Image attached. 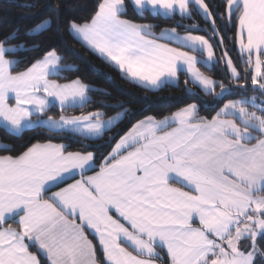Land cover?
<instances>
[{"label":"snow or ice","instance_id":"obj_1","mask_svg":"<svg viewBox=\"0 0 264 264\" xmlns=\"http://www.w3.org/2000/svg\"><path fill=\"white\" fill-rule=\"evenodd\" d=\"M129 6L137 15L198 16L208 27L181 23L157 36L153 25L128 18ZM50 27L45 20L23 35ZM67 31L142 89L178 86L183 73L185 85L217 104L239 99L207 117L191 103L163 119L132 123L127 109L105 118L83 109L108 94L64 76L79 69L57 47L13 45L19 30L5 36L0 126L13 136L52 135L19 150L0 143V264H264V100L247 95L264 97V0H96L90 17L69 20ZM227 31L235 58L224 47ZM30 52L37 55L25 61ZM221 63L220 81L201 71ZM57 106L58 118L48 115ZM75 109L81 114H64ZM113 129L100 155L54 142L69 134L102 140Z\"/></svg>","mask_w":264,"mask_h":264},{"label":"trees","instance_id":"obj_2","mask_svg":"<svg viewBox=\"0 0 264 264\" xmlns=\"http://www.w3.org/2000/svg\"><path fill=\"white\" fill-rule=\"evenodd\" d=\"M95 2L96 0H0V40L10 33L19 30L21 39L13 41V45L26 43V46L31 48L34 44L41 41L45 45L49 43L53 44V46L57 47L59 53L65 57V64H74L79 69L76 72H65L64 76L69 80L79 76L84 83L95 89H103L108 94H94L93 100L95 103L83 109V112H88L98 108L100 111L106 113L105 118L124 112L127 109L132 123L147 115L163 119L165 116L171 115L173 112L191 103H197L200 107V115L207 117L214 115L218 107L222 106L224 102L239 99V96H227L220 104H217L214 95H206L198 86L192 83L185 85L184 81L186 77L183 73L180 74L178 86H166L162 90L155 92L142 89L130 83L114 67L109 66L107 62L81 46L80 43H77L67 31V22L69 20L74 18L86 20L90 17ZM208 2L210 5H216L220 3V0H208ZM127 15L128 18L135 20L137 23L153 25L152 31L155 34L164 28H176L181 23L184 25L198 23L201 28L208 27L205 21L198 16L193 17L192 20H182L179 15L169 19L146 11L141 14L143 16L141 18V15H137L131 6H129ZM45 20L51 21L49 30L43 31L41 35H37L34 38L23 35L25 31L34 29ZM57 28H59V32L56 31ZM177 30L180 33H184L182 28H177ZM197 34L206 35L204 32ZM207 35H210V33ZM232 36L233 32L227 31V35L224 38V47L229 50L233 49ZM48 37H53V40L49 41ZM212 43L215 45L214 51L219 58L222 48L216 40H213ZM230 54L233 58L237 56L235 50H232ZM35 55L37 54L30 52L24 59L25 61L30 60ZM12 58L17 59L19 57ZM23 67L24 64L22 63L18 70H22ZM201 71L217 81L224 79L226 75L223 63L214 66L212 70L201 66ZM60 82L65 81L61 80ZM189 89H191V92H189ZM215 91L219 92V89L217 88ZM247 95L248 97L256 96L258 102L260 99L264 100V97H261L259 92L249 91ZM120 104L123 107H116V105ZM104 105L107 106L105 107ZM60 114L58 107H54L48 113V115L54 118H58ZM64 114L67 116H77L81 114V110H68ZM123 124H128V119H125ZM123 124L120 127H123ZM115 130L113 129L105 133L102 140H88L76 134H69L66 138L56 136L54 142L68 145L69 151L85 150L84 146L88 145L87 151L100 155L101 153L110 151V149L99 147L97 150V146L105 144ZM51 135V133H48L44 129H35L25 130L20 136H13L6 133L3 127L0 126V143L14 145L18 150L30 141L33 143L37 140L42 141L45 137Z\"/></svg>","mask_w":264,"mask_h":264},{"label":"rangeland","instance_id":"obj_3","mask_svg":"<svg viewBox=\"0 0 264 264\" xmlns=\"http://www.w3.org/2000/svg\"><path fill=\"white\" fill-rule=\"evenodd\" d=\"M149 25V24H148ZM172 28H164V29H162L161 31H164V30H171ZM161 31L160 32H158L156 35L157 36H159V34L161 33ZM181 35H183V34H185V33H180ZM261 100H263V99H260V101L259 102H261ZM258 101H257V103H259Z\"/></svg>","mask_w":264,"mask_h":264},{"label":"crops","instance_id":"obj_4","mask_svg":"<svg viewBox=\"0 0 264 264\" xmlns=\"http://www.w3.org/2000/svg\"><path fill=\"white\" fill-rule=\"evenodd\" d=\"M63 83V82H62ZM58 107V106H57ZM116 115V114H115ZM115 115H113V116H115ZM112 117V116H111ZM76 135H79V134H76ZM80 136V135H79ZM82 137V136H81Z\"/></svg>","mask_w":264,"mask_h":264}]
</instances>
